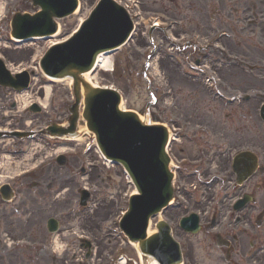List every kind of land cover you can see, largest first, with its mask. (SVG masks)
Returning a JSON list of instances; mask_svg holds the SVG:
<instances>
[{
	"label": "rangeland",
	"instance_id": "1",
	"mask_svg": "<svg viewBox=\"0 0 264 264\" xmlns=\"http://www.w3.org/2000/svg\"><path fill=\"white\" fill-rule=\"evenodd\" d=\"M0 2L7 3L6 12L8 14L12 13L15 8L26 11H32L33 9L30 0H0ZM91 3L92 2H90V0H82L81 12H79L78 15L72 17L70 20H66L64 23H62L63 25L60 35L70 34V32L77 26L80 17H84L86 11L90 9ZM3 25H5L3 37L6 38L8 27L6 23ZM47 45L48 43L46 41H43L37 46L29 45L32 48L31 50H27L25 46L15 49L9 48L8 46H2L0 44V52L4 53L7 56L6 50H8V54L10 55L13 54L17 56H26V58L23 59L24 62H26L24 64H20L22 58L20 61H14L8 58L10 64L13 67L19 66L20 68L23 65H29L31 63L29 57L34 55L37 51H44L48 47ZM136 48L141 49L142 47L138 46ZM130 49L135 50L134 47H131ZM123 55L124 52L118 53L114 56L116 61L115 63L118 68L114 74L113 72L107 73L105 71H98L96 73V78L94 76L93 79L99 85L108 84L114 86H122V88L124 89V95L128 98V107L143 113L146 102L150 98L148 93L150 89L149 85L145 82V80L136 79L137 84L134 87H130L127 79H121L122 70L119 64L121 63V57ZM66 86L67 85H60L59 88H57L58 90L55 89L56 93H58L59 95L60 91L62 92L63 90H66ZM39 121L40 119L37 120V122ZM247 125H250L249 122H247ZM41 155L42 154H40L39 152L34 151L31 156H29L26 160H23L21 164L22 166H19V171L25 170L24 167L26 165L32 166L40 163L41 159H45V157L49 156L50 154L47 153L46 155ZM24 163L26 164L24 165ZM117 174L119 175V177L115 176L116 181H110L109 178L107 181L106 174H104V179H101L99 177L97 178L101 184L100 189L102 192V194L98 196V199L102 198L103 196L107 198H113V210L107 209L105 211V213H112V216L116 214L115 208L119 201H122L125 207L127 206V197L133 190V187L127 184V179L126 177H124L125 175L122 177V174H120V172H118ZM113 175L114 173L112 174V177ZM120 175L123 179L120 177ZM78 178L79 177H77V179ZM30 194L33 199V202L28 199L26 195H23L15 204L7 206L8 213H6L5 216L0 217V239L2 238V236H4L7 247L0 253V264H50V260L52 257L51 252H53V243H51V240H48L46 242L43 241V235H46L44 233L46 230V227L44 229V219L47 216L53 215L55 212H57L60 209L59 206L61 203L60 201H58L59 199L54 200L50 204L39 200L40 191H31ZM24 198L27 199L26 203H22L24 201ZM19 209L22 210L21 212L23 214L18 213ZM8 232H10V234H8ZM22 239V245L16 248L13 253L8 254V252H6L8 249L12 248V246L8 247V244H10L14 240ZM42 242H44L45 244ZM45 245H49V247L46 248Z\"/></svg>",
	"mask_w": 264,
	"mask_h": 264
},
{
	"label": "water",
	"instance_id": "2",
	"mask_svg": "<svg viewBox=\"0 0 264 264\" xmlns=\"http://www.w3.org/2000/svg\"><path fill=\"white\" fill-rule=\"evenodd\" d=\"M90 23H91V28L85 29L86 34H90L96 37L97 36L96 32L101 31V34H100L101 37L98 41L91 39V38L86 39L87 41H90L89 48H91V50L95 46L116 43L117 41L119 42L122 40L121 37L123 34L122 32L123 29L112 31L111 29L108 28V25H99L98 18H93ZM112 33L114 35L111 38ZM98 52H99L98 49H94L92 50V55ZM94 58H95V55L92 57V59ZM72 59H75L74 55L69 58V61H71ZM67 74H73V73L72 71H70V72H67ZM77 79L80 80V77ZM90 95L92 97L94 95V92L91 88H90ZM120 115L125 117V121L127 120H130L131 122L136 121V123L132 124L136 127V129H138V124L144 126L141 122L139 123L138 117L134 113H126V114L120 113ZM117 117L119 116L114 115V117L112 118L113 119L112 120L113 125H111L112 127L107 128V130H105V132L109 133L110 135L114 133L113 130L115 129V127L113 126H115V123L118 119ZM89 127H91L92 129L95 128V127H92V125H90ZM151 127L152 126H149V127L147 126L145 128H140V130L142 132H147L148 134V132H151V129H152ZM120 146L121 147L118 150L116 157L121 158L127 164V166H129V169L133 175L132 177H134V179L136 180L138 184L137 187H139L140 191L143 193V195L140 197L144 198L145 200V198L149 195L148 193L149 188H147L148 186H152L155 188V191H154L155 195L160 201L164 197H166L164 195H166L169 190V183H170L171 175L168 173V169H167L168 165H166L167 157L164 153V145H162L163 149H162L161 156L153 155L151 152H148V150L143 149L141 147L140 142L137 140L136 133L130 132L124 138H122ZM159 166L162 168L161 172L155 173L156 169ZM150 196H151L152 201H156V197L151 192H150ZM137 200H138V197L134 199V202H133L134 205L138 203ZM149 209L152 211L154 210V208L152 207H149V206L145 207V210L148 213H150ZM131 214L133 217H139L143 215V211L142 209H133L131 211ZM146 219H147V216H144L143 220L141 219V221H139L140 219L138 218H130L128 219L129 223L127 227L129 228L133 227L136 224V222H138L141 224V228H142L144 227L146 223Z\"/></svg>",
	"mask_w": 264,
	"mask_h": 264
},
{
	"label": "flooded vegetation",
	"instance_id": "3",
	"mask_svg": "<svg viewBox=\"0 0 264 264\" xmlns=\"http://www.w3.org/2000/svg\"><path fill=\"white\" fill-rule=\"evenodd\" d=\"M168 14V13H167ZM239 35H236L235 42L238 44L240 43ZM262 41H264V34L261 38ZM246 46H248V52L246 55L240 54L239 57H241L248 66H251V71L249 70H242L240 74L237 73H228V72H222L218 71L216 72V75L214 77L213 81V87L215 91L219 94L223 95H232L233 97L237 98L236 96H242L243 93L254 92L257 94V96L251 100L250 102L245 103L246 107H249L250 110V126L252 129V144L259 145V150L264 156V124L253 121L252 117V110H258L264 107V55H255L250 49V44L248 42V39L245 41ZM240 47V46H239ZM241 48V47H240ZM257 66L258 69L256 70L254 66ZM262 68V75L260 74V69ZM184 81V80H183ZM187 85L189 90H195L197 94H199L201 90V86L199 84H194L190 80L184 81ZM200 89V90H198ZM206 89V88H205ZM204 88H202L201 91L204 90V92H209L207 89L205 91ZM230 110V114L236 115L233 108L228 109Z\"/></svg>",
	"mask_w": 264,
	"mask_h": 264
},
{
	"label": "bare ground",
	"instance_id": "4",
	"mask_svg": "<svg viewBox=\"0 0 264 264\" xmlns=\"http://www.w3.org/2000/svg\"><path fill=\"white\" fill-rule=\"evenodd\" d=\"M6 9V3H0V15H2L4 13ZM25 48H27V50H31V46H25ZM101 68H109L111 69L112 66H113V63H112V60L110 58H107V59H104L103 60V63L101 62ZM95 78H96V75H95ZM86 79L91 81L92 78L90 77V75L86 74ZM67 84H70L71 83V80H66L65 81ZM82 91H84V89H82ZM46 93H47V96L50 95L51 93V87H47L46 88ZM15 170V169H14ZM150 232H152V230L150 229Z\"/></svg>",
	"mask_w": 264,
	"mask_h": 264
}]
</instances>
